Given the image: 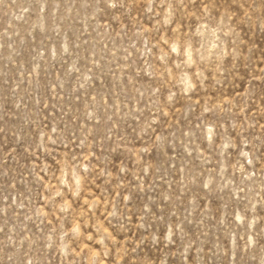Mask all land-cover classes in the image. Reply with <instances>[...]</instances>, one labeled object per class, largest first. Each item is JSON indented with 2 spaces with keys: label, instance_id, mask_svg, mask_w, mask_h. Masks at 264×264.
I'll return each mask as SVG.
<instances>
[{
  "label": "rangeland",
  "instance_id": "rangeland-1",
  "mask_svg": "<svg viewBox=\"0 0 264 264\" xmlns=\"http://www.w3.org/2000/svg\"><path fill=\"white\" fill-rule=\"evenodd\" d=\"M0 264H264V0H0Z\"/></svg>",
  "mask_w": 264,
  "mask_h": 264
}]
</instances>
